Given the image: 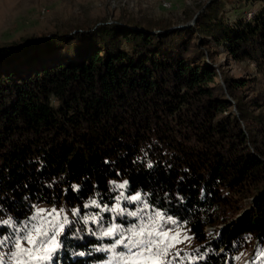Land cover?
Listing matches in <instances>:
<instances>
[{
	"label": "trees",
	"instance_id": "1",
	"mask_svg": "<svg viewBox=\"0 0 264 264\" xmlns=\"http://www.w3.org/2000/svg\"><path fill=\"white\" fill-rule=\"evenodd\" d=\"M236 1L263 7L232 25L223 11ZM212 43L264 72V0H214L180 24L106 17L0 48V219L23 221L33 205L95 212L83 208L92 198L139 193L189 229L203 255L193 264L248 251L264 264V93L250 103L247 82L226 78L227 96ZM68 232L59 264L109 257L95 248L111 241L83 222Z\"/></svg>",
	"mask_w": 264,
	"mask_h": 264
},
{
	"label": "rangeland",
	"instance_id": "2",
	"mask_svg": "<svg viewBox=\"0 0 264 264\" xmlns=\"http://www.w3.org/2000/svg\"><path fill=\"white\" fill-rule=\"evenodd\" d=\"M213 1L0 0V48L16 43L22 44L26 40L48 38L55 33L68 32L72 27H92L106 17L116 21L124 14L126 17L132 15L137 18H146L154 21L167 19L175 24H180L188 16L197 13L201 7H205V5ZM225 3L223 15L232 25L239 21L252 19L255 12H259L263 7L259 3H241L238 1ZM189 24L195 25L196 19ZM209 49L213 58L208 63L216 69V83L224 88L227 96L226 78L247 82L245 88L241 89L240 95L250 103L258 97L259 93H264V72L259 69L253 60H237L227 49L214 43L210 45ZM229 100L234 104L231 97H229ZM233 112L238 114L236 108ZM125 197H127L126 194ZM119 203L126 205L129 211L135 210L137 205L141 204V202H132L127 199H122ZM38 208L51 210L52 207L42 205ZM143 212L146 215H154V211H151L149 206L144 207ZM61 215L63 216V213ZM110 215H115V213L113 212ZM72 218L71 213H69V219L71 220ZM174 227L181 233V239H183L184 235L191 237V239L177 244L173 252L179 250L182 256L185 254L193 256L196 245L192 240L189 229L184 225ZM223 227L221 225L218 229ZM206 231L214 233L215 228H208ZM258 244L259 242L256 241V247H258ZM7 252L8 247H5L0 250V255H6ZM111 255L112 253H108V256ZM255 256V251H248L237 256V258H233L229 264H253ZM184 264H188L187 259L184 260Z\"/></svg>",
	"mask_w": 264,
	"mask_h": 264
},
{
	"label": "snow or ice",
	"instance_id": "3",
	"mask_svg": "<svg viewBox=\"0 0 264 264\" xmlns=\"http://www.w3.org/2000/svg\"><path fill=\"white\" fill-rule=\"evenodd\" d=\"M127 184V181L116 184L112 191L124 189ZM114 199L117 203L112 206L94 198L83 205L84 209H97L95 212L82 213L80 208L66 211L55 205L47 210L33 205L35 213L23 221H16L11 216L0 219V227L10 229L7 233H0V250L8 247L6 255H0V264H59V253L64 247L69 228L81 222L85 224L87 232L97 239L107 238L111 241L95 248V251L112 253L104 264H184L185 259L188 264H193V261L203 259V255L182 256L179 250L173 252L177 244L191 237L184 235L181 239V233L175 227H168L169 223L174 226L180 224L171 216L156 210L154 215L144 214L143 208L148 203L142 201L139 193L125 197L124 192H118ZM122 199L141 204L129 211L126 205L119 203ZM69 211L76 220L69 219ZM105 212H114L115 215L105 216ZM88 221L96 227H87ZM82 231L77 228L72 235L79 236ZM78 255L84 256L85 253Z\"/></svg>",
	"mask_w": 264,
	"mask_h": 264
}]
</instances>
